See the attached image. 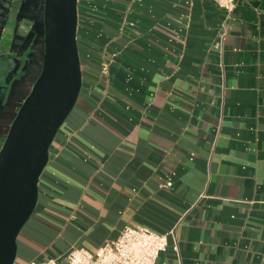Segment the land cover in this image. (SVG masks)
Returning a JSON list of instances; mask_svg holds the SVG:
<instances>
[{
	"label": "crops",
	"instance_id": "obj_1",
	"mask_svg": "<svg viewBox=\"0 0 264 264\" xmlns=\"http://www.w3.org/2000/svg\"><path fill=\"white\" fill-rule=\"evenodd\" d=\"M44 5L0 0V148L41 68ZM77 40L82 86L14 264L95 251L129 224L174 229L156 264H264V0L230 15L215 0H78Z\"/></svg>",
	"mask_w": 264,
	"mask_h": 264
},
{
	"label": "water",
	"instance_id": "obj_2",
	"mask_svg": "<svg viewBox=\"0 0 264 264\" xmlns=\"http://www.w3.org/2000/svg\"><path fill=\"white\" fill-rule=\"evenodd\" d=\"M44 25V41L32 44L42 55L40 71L0 148V264H14L17 238L35 209L51 143L82 86L78 0H45ZM15 57L6 58L10 72Z\"/></svg>",
	"mask_w": 264,
	"mask_h": 264
},
{
	"label": "built area",
	"instance_id": "obj_3",
	"mask_svg": "<svg viewBox=\"0 0 264 264\" xmlns=\"http://www.w3.org/2000/svg\"><path fill=\"white\" fill-rule=\"evenodd\" d=\"M230 15L238 0H215ZM163 185H171L168 180ZM171 228L158 232L138 224L126 225L120 234L105 241L95 251L73 244L65 253L44 259H32L29 264H156L161 251L168 246ZM177 246V244L175 245Z\"/></svg>",
	"mask_w": 264,
	"mask_h": 264
},
{
	"label": "flooded vegetation",
	"instance_id": "obj_4",
	"mask_svg": "<svg viewBox=\"0 0 264 264\" xmlns=\"http://www.w3.org/2000/svg\"><path fill=\"white\" fill-rule=\"evenodd\" d=\"M14 64H16V62ZM12 66H14V65H11V68H12ZM3 85H5V79H0V98L2 97V94H3L4 90H5Z\"/></svg>",
	"mask_w": 264,
	"mask_h": 264
},
{
	"label": "rangeland",
	"instance_id": "obj_5",
	"mask_svg": "<svg viewBox=\"0 0 264 264\" xmlns=\"http://www.w3.org/2000/svg\"><path fill=\"white\" fill-rule=\"evenodd\" d=\"M3 143V142H2Z\"/></svg>",
	"mask_w": 264,
	"mask_h": 264
}]
</instances>
